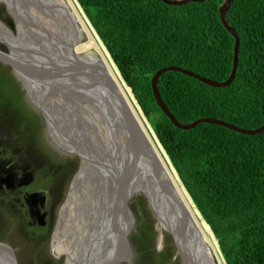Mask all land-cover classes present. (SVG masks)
<instances>
[{
	"label": "trees",
	"instance_id": "obj_1",
	"mask_svg": "<svg viewBox=\"0 0 264 264\" xmlns=\"http://www.w3.org/2000/svg\"><path fill=\"white\" fill-rule=\"evenodd\" d=\"M78 2L218 239L226 263L264 264V133L244 135L206 123L180 130L160 109L152 89L157 72L169 67L214 82L230 78L236 40L221 21L225 0L182 6L159 0ZM226 19L240 38L233 83L212 88L171 71L160 78L159 92L183 125L210 118L259 129L264 126V0H233ZM154 235L152 227L147 229L137 249L151 253L154 263H171L172 239L164 234L167 250L157 253ZM140 264H148V258Z\"/></svg>",
	"mask_w": 264,
	"mask_h": 264
},
{
	"label": "water",
	"instance_id": "obj_2",
	"mask_svg": "<svg viewBox=\"0 0 264 264\" xmlns=\"http://www.w3.org/2000/svg\"><path fill=\"white\" fill-rule=\"evenodd\" d=\"M159 1L169 6H182L188 3H200L206 0ZM232 1L233 0H225V3L221 7L220 11L221 21L224 28L236 40L234 47L233 70L230 78L226 82H214L200 77L192 72L175 67H169L160 70L152 79V89L158 106L172 121L174 126L180 130L188 131L197 127L198 125L206 123L222 126L244 135L251 136L264 133V126L255 130H245L228 124L224 121L210 118L200 119L190 125H183L173 116V114L167 108L161 98L158 88L160 78L165 73L171 71L179 72L186 76L195 78L212 88H226L233 83V81L235 80L239 62L240 38L236 30L232 26H230L226 19ZM67 3L71 6L74 15L79 19L80 23L83 24L85 29L89 31L91 29L96 34V36L104 46L106 52L108 53V56L110 57L115 68L117 69L118 76L114 74L112 68V70H109V67L111 66L106 60L95 59L92 63L71 60V58H68L66 56V48L64 46H62L63 51L53 46V49L55 48V50L53 51L52 49L50 53H47L46 50L44 51L43 49H41L38 37H42V33H44L45 29L41 27L39 23H35V21L32 20L33 16H31V14L33 12V9H37L35 0H0V4H4L7 9V14H3V20L12 28H14L15 23L17 24V36H19V38H21L23 42L16 46L14 45L11 48L15 52H18L17 54H23L22 56H25L26 58H32L33 56L35 57V61H33L32 63H27V65H25L0 51V61L11 66L19 78L21 76H24L35 82L44 83L50 86H54L57 84L62 87L63 85H68V87L71 85L74 86L76 78H79L83 88L86 91L80 89L76 91L83 92L82 95L86 103L92 105L97 104L99 109H103L104 113L107 116V118L105 119L108 129L110 126H112L124 139L123 146L121 147L119 146V144L113 143L111 141L107 144L105 140H103L102 142L103 145L107 146H112L111 144H115L117 148V154L121 156L122 162L120 163V167L116 166L113 174L108 169H106V167H102L101 164L95 165V163L91 162V166H87L89 170L91 168L92 180L98 178L100 175H103L102 180L106 181L108 179L110 182L111 180L109 179V177L111 175L114 176V191L112 199L114 202H118L117 206H112V210H114L112 218H95L94 213L90 210V214L95 221L97 229L99 228L101 235H104L103 230L106 229V236L104 237L112 238L113 236L112 234H110V232L111 230H113L115 233L114 243L120 246L114 247V245H112L111 247H114L112 249H109L107 246L103 248L101 254L96 251V254L102 257V261H99L97 264H114L121 247L124 249V251L126 249L128 250V236L134 227V218L129 208V203L133 199V196L136 194H144L149 200L150 205L154 202H160L163 204H166V201L168 202V215L166 217L168 219L166 221L163 220V223L166 234L173 241V245L176 251V258L181 262V264H204L203 260L200 259L201 250H215L214 248L209 247L208 241V245L203 246V234L199 226L195 225L193 215L185 207V205L188 207V202L184 197L181 196V194L180 196L183 202L180 201V197L176 192V189H178L179 192V187L175 185L176 182L173 174L162 160L159 149L154 146L152 144V140L149 139L151 137L148 130L157 138V141L160 144V149L165 154L174 173L184 187L183 189L190 198L194 209L198 212L203 224L208 228L213 238L216 240L218 253L221 259L217 258V260H210L207 264H227L222 254L218 239L194 204L189 192L185 188L182 180L175 170L167 152L162 146L158 136L156 135L151 123L146 117L141 105L136 99L132 89L124 80L122 74L111 58L108 50L97 34L95 28L92 26L83 8L79 4L78 0H67ZM68 8L70 9V7ZM30 32L34 33L33 36ZM45 33V40L48 39L49 41H52L49 35L50 33H48L47 31H45ZM45 40L43 43L46 46ZM23 45H29V48L31 50L29 48L25 49V46ZM73 45V43L70 45L71 54H74ZM30 66H32V68ZM68 87L66 89H68ZM128 90H130V92H128ZM88 94L89 97L86 100L85 98ZM125 95L127 96L128 103L132 105L131 110L129 109L128 111H126V109L122 105H120L118 101V99H121ZM90 120L94 121V119ZM93 130L96 133L99 132V136L102 137L101 130V132L96 128ZM88 135L90 136L91 134L88 133ZM90 137L95 141L99 139H95L92 136ZM114 151L115 148H111L109 152L112 154L114 153ZM71 153H74L81 158L82 167L86 166L82 160L83 157H81L78 152L71 151ZM105 162L106 161H103V164H105ZM31 171H25L21 179L17 183L16 180L11 181L9 179V176L1 171L5 179L1 180L0 182L2 185H7V187H11L13 189L30 187L35 183L36 178V170H34L33 172ZM98 171H101V174H98ZM13 176L15 177V175ZM87 179L88 181L85 185V192H88V190L91 188V185H89V183L91 184L93 182L90 181L89 178ZM136 179L138 180L135 182L134 180ZM94 182L97 187L99 181L94 180ZM2 185L0 187H3ZM134 185L142 186L145 191L141 193L133 192ZM102 187V185L99 186V188ZM121 199L124 200L120 205ZM81 200L82 198L78 199V204H81ZM25 202L29 208V214L32 219L38 224L39 227H46L48 225L49 216V192L39 191L26 194ZM118 214H120L119 218H117ZM97 220H100L99 223ZM106 221L107 223L109 222L108 225ZM97 241H100V236L97 237ZM96 246L98 245L96 244ZM0 257L9 260L10 264H16L14 250L4 244H0ZM125 257H127V254H125ZM104 258H106L105 261ZM128 264H132V262Z\"/></svg>",
	"mask_w": 264,
	"mask_h": 264
},
{
	"label": "bare ground",
	"instance_id": "obj_3",
	"mask_svg": "<svg viewBox=\"0 0 264 264\" xmlns=\"http://www.w3.org/2000/svg\"><path fill=\"white\" fill-rule=\"evenodd\" d=\"M35 1H36L37 9H33V12L31 14V16H33L32 20H34L35 23H39L40 26L45 29V31L50 33L49 35L54 42L55 48H59L63 51L62 46H64L66 48L65 51L66 56L68 58H71V60H75V61L92 63L94 62L95 59L106 60L111 66L109 67V70L113 69L114 74L118 76L117 69L115 68L110 57L108 56V53L106 52L104 46L102 45L96 34L91 29L90 31L85 29L83 24H81L79 19L76 18V16L74 15L71 6L68 5L67 3V0L64 1L35 0ZM68 7H70V9ZM33 34L34 33L32 32L31 35L33 36ZM0 42L9 44V47L13 52L9 56H11V58H13L14 60L25 65H27V63H32L33 61H35L34 56L32 58H26L25 56H22L23 54L19 55L11 48L14 45L16 46L18 44L23 43L22 39L19 38V36L14 35V33L1 21H0ZM72 43L74 44L73 45L74 54L70 53L71 52L70 45ZM26 48H29V45L25 46V49ZM30 67L32 68V66ZM20 79L23 82V85H25L32 103L35 105L37 109H39L45 115L46 122L49 127V132H50L49 134L50 136H52L53 140L58 145L63 146L66 149V151H70V153L71 151L78 152L79 155L83 157L82 160L86 165L82 167V162H81L78 174L74 177L75 180H73L71 183L72 186L70 188L69 194L61 209V218L59 219L57 227L54 231L52 244H50L51 252L56 257H58L59 255L67 256V264H97L98 262L96 261L98 260V258L91 259L94 256H98L96 254L97 246L92 241L88 243L87 250L83 249L81 252L76 253L73 250L68 252L65 251V249L67 250L69 249L67 245L64 243L63 239L71 235L70 233L71 229L67 227L71 218H74V227H81L82 230L86 231L87 229L86 226L89 224L87 220L89 221L90 219L93 220L90 214V210L94 213L95 218L113 217L114 210H112V206L115 205L117 206L118 204L117 201L114 202L112 199V195L114 191L113 188L114 176L111 175L109 177V179L111 180L109 182L108 179L106 181H103L102 180L103 175H100L98 178L94 179L99 181L96 187L94 180H92L91 168L89 170L87 166H91L90 165L91 162L95 163V165L101 164L102 167L103 166L106 167V169H108L113 174L115 167L116 166L120 167V163L122 162L121 156L117 154V148L115 144H111L112 146H107V145H103L102 142L103 140H105L107 144L111 141L113 143L119 144V146L121 147L123 146L124 139L112 126H110L108 129V127L106 126V119H105L107 118V116L104 113V110L101 108L99 109L97 104L92 105L86 103L82 95L83 92L76 91L79 89L86 91L83 88L79 78H76L74 86L71 85L69 87L68 85L67 86L63 85L62 87L58 84L54 86H50L44 83L35 82L24 76H21ZM67 87L68 89H66ZM128 92H130V90H128ZM88 97L89 94L85 99L87 100ZM118 101L119 104L126 109V111H128L129 109L131 110L132 105L128 103L126 95L121 99H118ZM63 105L67 106L68 112L71 110V105H73L78 110V112L72 111V115L73 118L75 119V124H77L81 129L85 130L84 134L86 135V138L82 137L76 129L74 130V127H69L72 126L71 121L64 120L66 118L65 117L66 108L64 109ZM90 119H94V121H91ZM58 122H60V124H58ZM57 125H59V129H57ZM95 128L99 129V131L100 130L102 131V132L100 131L102 137L99 136L98 131H97L98 133H96L93 130ZM58 132H61L62 135L58 134ZM88 132L92 133L90 136H92L93 138L95 139L99 138V139H97V141L94 140L93 143L87 142V140L89 139L87 138ZM148 132L151 137L149 139L152 140V144L159 149L162 160L168 166L171 173L173 174V177L176 182L175 185L179 187L180 193L178 192V189H176V192L180 197V201L183 202L181 198L182 196L188 202V207L186 205L185 207L193 215L195 225L199 226L203 234L202 236L203 238L202 243H204L203 246H207L208 245L207 241H208L209 247L215 249L209 251L201 250L200 259L203 260L204 264H207L208 261L210 260H217V258L221 259L218 253L216 240L213 238L208 228L203 224L202 219L200 218L198 212L194 209L190 198L183 189L184 187L182 186L178 177L174 173L165 154L160 149L159 146L160 144L157 141V138L149 130ZM82 138L85 140L84 143L82 142ZM94 143L96 144V147L94 146ZM87 145H89V147ZM105 147L107 150L105 149ZM111 148H115V151L112 154L109 152ZM103 161H106L105 164H103ZM98 174H101V171H98ZM87 178H89V180L93 182L91 184L89 183V185H91V188L88 190V192H85L86 191L85 185L87 184L88 181ZM137 180L138 179L134 181L136 182ZM100 185H102L103 187L99 188ZM143 191H145V189L142 186L134 185L133 192L141 193ZM79 198H82L81 204H78ZM99 199L103 200L101 205H99L98 202ZM123 200L124 199L120 200V205L122 204ZM151 207L157 214L156 219L158 221L159 229L163 234H165L166 232H165L163 220L166 221L168 219L166 218L168 215V202L166 201V204L160 202H154L153 204H151ZM73 208L75 210L74 213H72ZM79 214H81L83 218H77ZM119 216L120 214L117 215V218H119ZM93 222L95 221L93 220ZM89 225L92 228L91 229L92 236L90 237L93 240H97V237L101 236L99 228L97 229V227L96 226L94 227V225L92 224ZM203 225L206 227L208 231H206L203 228ZM103 233L104 236H106V229L103 230ZM110 238L111 237L107 238V240L109 241ZM105 247L106 246H103V248ZM102 250L103 249H101V251ZM125 254L126 251H122L121 248L119 254L116 257L117 259L115 260L114 264H124V263L128 264L129 260L125 259L127 258L125 257ZM0 264H4V263L0 260Z\"/></svg>",
	"mask_w": 264,
	"mask_h": 264
},
{
	"label": "rangeland",
	"instance_id": "obj_4",
	"mask_svg": "<svg viewBox=\"0 0 264 264\" xmlns=\"http://www.w3.org/2000/svg\"><path fill=\"white\" fill-rule=\"evenodd\" d=\"M3 14H7V9L4 4H0V21L17 36V24L15 23L14 28L9 26L2 18ZM42 34V37H38L40 47L44 51L46 50L47 53H50L53 46L55 47L53 44L54 42H52L53 40H45V31ZM43 39L45 40L46 46L43 43ZM54 50L55 48L53 51ZM0 51L7 55L13 53L8 44L4 42H0ZM21 82V79L12 68L0 61V100H2V103H0V151H5L3 153L4 155H0V165L4 164L5 161L3 160L12 159L13 154L11 152H13V150L17 152L22 151L23 154L15 155L19 158V164H21V161L24 160L25 162L28 159L27 165H31V172L34 170L39 171L41 178L39 182L43 187H47L48 184V186L52 188L53 203L50 210V222L49 227H47L48 231H46V228L45 231H41V227L32 219L28 209L27 216L29 218L23 216L24 211H21L20 207L8 205V203L2 204L0 201V244H4L14 250L16 264H67V256L59 255L56 257L51 252L50 244H52L54 231L61 218V209L67 198L68 191L71 188V183L74 176L78 174L81 158L74 153H70V151H66L63 146L58 145L53 140L52 136L49 134V127L45 115L32 103L25 85ZM63 107L64 109L66 108V118L64 120L71 121L72 124V126L69 127H74V130L76 129L82 137L86 138L84 134L85 130L75 124V119L72 115V111L78 112V110L73 105H71V110L69 112L66 105H63ZM58 124H60V122H58ZM57 129H59V125H57ZM58 134L62 135L61 132H58ZM87 138H89L87 142H94L88 134ZM82 142H85L83 138ZM87 146L89 147V145ZM94 146L96 147L95 143ZM27 153L29 154L26 155ZM9 179L14 181L15 177L11 174L9 175ZM98 202L99 205H101L103 200L99 199ZM129 208L134 218V227L128 236V250H125L127 260H129V263L132 262V264H140L141 259L147 257L148 264H157L152 261L151 253L145 254L143 251L138 250L136 246L147 229L152 227L155 232L154 236H156V252L162 253L167 250L166 235H164L158 227V221L156 219L157 214L152 209L149 200L144 194L134 195L129 203ZM27 211L24 213L27 214ZM74 211L73 208L72 213H74ZM77 218L83 217L79 214ZM148 220L151 223L150 228L146 227V222ZM87 222L94 225V227L96 226L95 222L91 219L90 221L87 220ZM89 224L86 226V231H84L81 227H74V218H71L68 223L69 226L67 225V227L71 229V235L63 239L69 249H65L66 252L73 250L79 253L83 249L87 250L88 243L91 241L97 244L98 247L103 245L106 247L108 246L109 249L119 246L114 243L115 233L113 230L110 232L113 237L110 238L109 241L104 235L100 236V241L93 240L90 237L92 236V228ZM203 228L208 231L204 225ZM34 232H36V235L33 234ZM38 236H41V238L39 241H36L35 238ZM133 237H138L136 242L133 241ZM110 245H114V247ZM171 251L172 254H176L174 245ZM97 258L98 260L96 262L102 261L100 255L94 256L91 259ZM0 260L4 264H10L9 260L6 258L0 257ZM105 260L106 258H104V261ZM176 261L177 258L175 255L173 261L167 264H172Z\"/></svg>",
	"mask_w": 264,
	"mask_h": 264
},
{
	"label": "flooded vegetation",
	"instance_id": "obj_5",
	"mask_svg": "<svg viewBox=\"0 0 264 264\" xmlns=\"http://www.w3.org/2000/svg\"><path fill=\"white\" fill-rule=\"evenodd\" d=\"M0 148H1V146H0ZM4 152L5 151H0V155H4L3 154ZM11 153L13 154L12 159L11 160H3V161H5L4 164L0 165V181L5 179L4 175L2 174V172H3L7 176H9L11 174L15 175V180L17 183L21 179L23 173L25 171H31L32 167L30 164L27 165L28 159L25 162H24V160L21 161V164H19V162H20L19 158L16 157L15 155L23 154L22 151L17 152L15 150H13V152H11ZM28 154L29 153H27L26 155H28ZM40 179L41 178H40L39 171L36 170L35 183L30 187L13 189L11 187H7V185H2L0 182V186L1 185L3 186V187H0V201L2 204L8 203V205L18 206V207H20L21 211H24L26 213L27 209L29 211V208L25 202V195L29 194V193H33V192L48 191L49 192V216H48V225L44 228H41V231H44L45 228L47 229V227H49L50 212H51L50 210H51V205L53 203V195L51 192L52 188H50L49 186L43 187V185L39 182ZM28 211H27V214H25L23 212L24 217L28 215ZM33 234L36 235V232H34ZM40 238H41V236H38L35 238V240L39 241ZM96 249H97L98 253L101 254L102 253L101 249H103V245L99 246V247L97 246Z\"/></svg>",
	"mask_w": 264,
	"mask_h": 264
},
{
	"label": "clouds",
	"instance_id": "obj_6",
	"mask_svg": "<svg viewBox=\"0 0 264 264\" xmlns=\"http://www.w3.org/2000/svg\"><path fill=\"white\" fill-rule=\"evenodd\" d=\"M75 177V176H74ZM73 180H74V178H73ZM69 191H70V189H69ZM69 191H68V194H69ZM68 196V195H67ZM58 224V223H57ZM57 227V226H56ZM166 234V233H165ZM167 235V234H166ZM168 236V235H167Z\"/></svg>",
	"mask_w": 264,
	"mask_h": 264
}]
</instances>
